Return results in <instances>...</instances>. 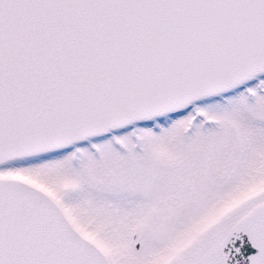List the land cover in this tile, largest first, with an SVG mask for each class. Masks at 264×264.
<instances>
[{
  "label": "snow or ice",
  "instance_id": "6c2138e0",
  "mask_svg": "<svg viewBox=\"0 0 264 264\" xmlns=\"http://www.w3.org/2000/svg\"><path fill=\"white\" fill-rule=\"evenodd\" d=\"M0 264H264V0H0Z\"/></svg>",
  "mask_w": 264,
  "mask_h": 264
}]
</instances>
